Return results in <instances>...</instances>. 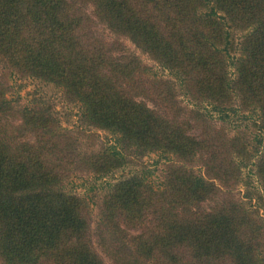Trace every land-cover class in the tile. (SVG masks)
Wrapping results in <instances>:
<instances>
[{"label": "trees", "instance_id": "obj_1", "mask_svg": "<svg viewBox=\"0 0 264 264\" xmlns=\"http://www.w3.org/2000/svg\"><path fill=\"white\" fill-rule=\"evenodd\" d=\"M77 3L94 4L102 24L167 70L206 122L238 117L245 128L216 150L150 108L138 80L146 68L96 40ZM0 60L62 90L84 126L115 138L75 155L97 178L132 155L182 164L160 188L137 171L108 185L99 221L125 264H264V0H0ZM15 112L0 87V264H105L85 199L66 189L74 147L56 135L49 107L24 109L12 132ZM204 151L203 173L184 166ZM231 182L246 186L243 200L203 206ZM123 225L143 229L129 238Z\"/></svg>", "mask_w": 264, "mask_h": 264}, {"label": "rangeland", "instance_id": "obj_2", "mask_svg": "<svg viewBox=\"0 0 264 264\" xmlns=\"http://www.w3.org/2000/svg\"><path fill=\"white\" fill-rule=\"evenodd\" d=\"M76 5L81 12L92 19L93 22L88 28L90 31L92 30L96 40L101 44L103 43L108 50L112 51L113 55L138 58L142 66L146 68L144 75L138 77V80L142 79L140 81L142 86L150 91L140 94L142 97L140 99L147 103L150 108L171 120L178 119V121L189 127L190 134L199 140H208L211 145L215 144L216 150L224 147L220 140L222 135L227 134L230 136L236 134L238 127L240 129L245 128L248 122L242 123L236 120L238 117L233 118L232 122L226 124L216 121V116L206 122L202 114L195 112L194 105L181 92L178 84H175L173 77L167 70L163 69L151 56L139 50L127 37L113 33L99 21L94 4L77 3ZM0 87L5 91L7 98L12 102L16 111L14 117L10 118L8 123L12 132L15 130L14 126L21 122L20 113L24 109L33 111L36 105L40 103L44 107H49L50 113L55 118L54 123L58 126L56 135H62L63 139L74 147L73 150H67L65 154L72 153V161L74 162L73 171H70L68 175L66 189L85 199L87 208L91 213L93 247L105 264H125L119 251H116L119 250V240H113L99 221L108 185L114 184L121 177L137 171L136 173L144 174L148 182L155 188H160L168 167L172 163L182 164L176 158L160 153H147L142 156L132 155L129 156L131 163L126 165L125 168L117 169L104 176V178H97L96 176L99 174H95L87 165L85 166L82 163L78 166L76 164L75 155H81L80 152H97L106 145L114 144L115 138L110 133L84 126L80 120L79 105L68 99L62 90L37 80L23 78L8 68L2 60H0ZM162 93L165 94V98L158 95ZM27 140L34 141V137L28 136ZM61 149H63L62 146ZM209 151H213V149H209ZM207 157L208 152L204 151L191 162L192 164L185 163L184 166L197 174L203 173ZM252 179L254 184L258 185L256 178ZM221 188V192L216 197L204 203L205 208L211 209L215 201L223 199L243 200L246 193L244 184L231 182L228 183V186ZM261 212L264 215V210ZM122 228L127 232L129 238L140 233L143 229L142 226L134 228L125 225Z\"/></svg>", "mask_w": 264, "mask_h": 264}]
</instances>
